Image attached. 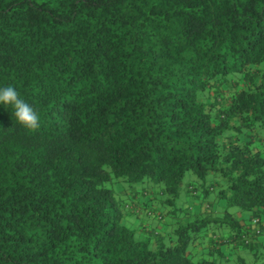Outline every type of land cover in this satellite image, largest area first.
I'll list each match as a JSON object with an SVG mask.
<instances>
[{
    "label": "trees",
    "instance_id": "16d2710c",
    "mask_svg": "<svg viewBox=\"0 0 264 264\" xmlns=\"http://www.w3.org/2000/svg\"><path fill=\"white\" fill-rule=\"evenodd\" d=\"M8 86L0 264H264V0H0Z\"/></svg>",
    "mask_w": 264,
    "mask_h": 264
},
{
    "label": "clouds",
    "instance_id": "9594fccd",
    "mask_svg": "<svg viewBox=\"0 0 264 264\" xmlns=\"http://www.w3.org/2000/svg\"><path fill=\"white\" fill-rule=\"evenodd\" d=\"M0 104L12 106L14 116L19 125L27 130L39 127V116L34 108L20 98L19 93L11 86L0 88Z\"/></svg>",
    "mask_w": 264,
    "mask_h": 264
},
{
    "label": "rangeland",
    "instance_id": "374dc122",
    "mask_svg": "<svg viewBox=\"0 0 264 264\" xmlns=\"http://www.w3.org/2000/svg\"><path fill=\"white\" fill-rule=\"evenodd\" d=\"M209 174H211V173H209ZM209 174H208V175H209ZM191 176H192L193 179H195V175H194V173H193L191 170H189V169L186 170L185 173H184L183 179H182V183H183V182H187V181L190 179ZM209 179H210V178H209ZM207 180H208V179H207ZM192 181H193V180H192ZM208 181H209V180H208ZM210 182H211L212 188H214V189H212V190L209 191V193H208V197H206V199L212 201V198H211V197H212V195L215 193L214 190L216 191V187H217V186H215L216 184H212V180H211ZM208 183H209V182H208ZM113 186H114V188H115V184H113ZM213 186H214V187H213ZM154 201L158 203V201H160V200L155 199ZM221 202H222V201H221ZM221 202H220V201L215 202L214 206L219 207V206L221 205Z\"/></svg>",
    "mask_w": 264,
    "mask_h": 264
}]
</instances>
